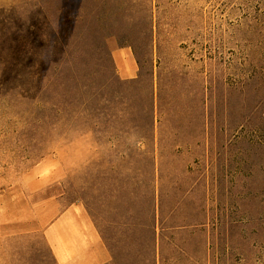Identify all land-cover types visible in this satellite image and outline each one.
Segmentation results:
<instances>
[{
    "label": "rangeland",
    "instance_id": "rangeland-1",
    "mask_svg": "<svg viewBox=\"0 0 264 264\" xmlns=\"http://www.w3.org/2000/svg\"><path fill=\"white\" fill-rule=\"evenodd\" d=\"M51 195L109 264H264V0H0V211Z\"/></svg>",
    "mask_w": 264,
    "mask_h": 264
},
{
    "label": "crops",
    "instance_id": "crops-1",
    "mask_svg": "<svg viewBox=\"0 0 264 264\" xmlns=\"http://www.w3.org/2000/svg\"><path fill=\"white\" fill-rule=\"evenodd\" d=\"M33 198V193L29 199ZM45 215L40 216L33 202L27 207L0 211V264H25L15 252L6 253L4 243L10 238H20L42 233L54 264H109L112 260L108 246L97 222L84 204L71 202L61 206L60 198L54 195L43 200ZM57 205V209L49 206ZM49 207V208H48ZM49 215V218H48Z\"/></svg>",
    "mask_w": 264,
    "mask_h": 264
},
{
    "label": "bare ground",
    "instance_id": "bare-ground-1",
    "mask_svg": "<svg viewBox=\"0 0 264 264\" xmlns=\"http://www.w3.org/2000/svg\"><path fill=\"white\" fill-rule=\"evenodd\" d=\"M119 57L122 63H124L125 56L122 55V53H119Z\"/></svg>",
    "mask_w": 264,
    "mask_h": 264
},
{
    "label": "trees",
    "instance_id": "trees-1",
    "mask_svg": "<svg viewBox=\"0 0 264 264\" xmlns=\"http://www.w3.org/2000/svg\"><path fill=\"white\" fill-rule=\"evenodd\" d=\"M87 208V207H86ZM88 210V209H87ZM89 211V210H88ZM90 213V212H89ZM91 214V213H90ZM92 216V215H91ZM93 217V216H92ZM93 219H94V217H93ZM101 233L103 234V232L101 231ZM103 237L105 238V236H104V234H103ZM105 240H106V238H105Z\"/></svg>",
    "mask_w": 264,
    "mask_h": 264
}]
</instances>
